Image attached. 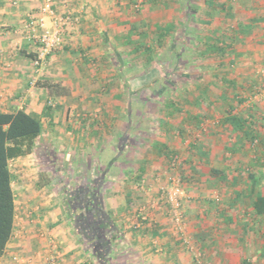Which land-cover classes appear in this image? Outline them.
<instances>
[{
    "label": "rangeland",
    "instance_id": "obj_1",
    "mask_svg": "<svg viewBox=\"0 0 264 264\" xmlns=\"http://www.w3.org/2000/svg\"><path fill=\"white\" fill-rule=\"evenodd\" d=\"M114 1L122 20L117 30L107 31L111 37L106 46L111 51L97 56V70L89 72V76L97 72L100 91L112 102L106 100L104 125L106 137L113 134L117 140L110 144L105 137L100 142L103 170L109 178L102 181L96 176L89 165L91 159L82 157L81 151L66 156L39 146L35 158L41 163L43 181L52 179L46 193L68 207L69 194L76 188L89 184L102 188L104 208L118 231L112 264H242L246 255L251 264H264V216L250 215L255 225L244 233L226 230L220 217L222 212H232L240 219L250 206V201L236 200L235 192L256 168L263 173L264 192V165L251 166L255 158L264 162V0L255 6L257 17L255 9L246 8V17L236 22L227 20L217 7L204 3L194 8V0ZM141 19L171 26L173 31L151 64H142L134 44L125 38L132 21ZM211 29L230 37L231 48L222 60L201 54L204 44L198 36ZM147 32L150 38L154 35L150 28ZM224 80L237 87L226 86ZM170 100L177 110L172 111ZM232 107L236 113L255 117L258 140H240L222 123ZM112 109L119 118L116 132H112L108 112ZM189 114L200 116L199 126L194 120L185 124ZM158 142L175 152L172 158L171 153L158 150ZM228 146L237 148L236 153L227 151ZM175 179L182 189L181 220L165 193ZM70 217L82 244L72 213ZM242 238L249 244L238 246L226 257L224 247Z\"/></svg>",
    "mask_w": 264,
    "mask_h": 264
},
{
    "label": "crops",
    "instance_id": "obj_2",
    "mask_svg": "<svg viewBox=\"0 0 264 264\" xmlns=\"http://www.w3.org/2000/svg\"><path fill=\"white\" fill-rule=\"evenodd\" d=\"M43 1L0 0V112L23 109L40 119L43 132L35 150L44 146L52 152H65L66 156V153L81 151L82 157L86 155L91 159L89 165L95 175L105 181L109 176L101 175L104 170L100 142L108 136L103 115L106 100L112 102L100 91L95 80L97 72L92 76L89 72L97 70L94 62L97 56L111 51L106 46L111 37L107 31L109 28L117 30L122 16L115 10L114 0H54L58 15H72L75 20L65 27L64 47L51 54L41 67H36L39 46L20 30L29 16L39 11ZM258 1L203 0L200 3L194 0L192 5L195 8L205 3L211 8L217 7L221 15L228 17L227 20L235 19L236 22L246 17V8L255 9L256 16L255 6L263 0ZM102 44L105 46L101 47ZM108 112L112 114V132H116L119 126L115 122L119 118L115 110ZM80 136L85 141H81ZM115 139L112 134L105 140H110L111 144ZM112 147L116 152L117 147ZM9 168L15 220L11 239L0 256V264H53L55 261L58 264H98L76 238L68 207L57 204L54 197L46 193L51 182L39 186L42 168L35 152L10 159ZM232 179L239 182L236 176ZM246 182L236 189V200L243 198L244 201L243 195L237 192L247 187L248 179ZM220 215L226 230L235 228L243 233L254 228L255 223L248 219L250 215L260 219L264 216L257 215L251 206L243 210L240 219L237 213L222 212ZM245 244L249 243L243 238L233 241L230 247H224L225 256L229 257L235 248ZM244 259L250 260L247 255L242 261Z\"/></svg>",
    "mask_w": 264,
    "mask_h": 264
},
{
    "label": "trees",
    "instance_id": "obj_3",
    "mask_svg": "<svg viewBox=\"0 0 264 264\" xmlns=\"http://www.w3.org/2000/svg\"><path fill=\"white\" fill-rule=\"evenodd\" d=\"M153 30L154 35L150 38L147 29ZM230 32V29L228 30ZM138 35V39H130ZM173 37L171 26L161 24H149L144 19L132 22L129 32L125 34L127 43L134 44L133 50L142 58V64H151L159 49H162ZM198 38L204 44L202 55H215L218 59H224L231 48L230 39L224 31L211 29L208 34ZM227 85L236 86V83L224 80ZM240 102V100H239ZM172 106V111L177 110L174 101L167 102ZM172 113V112H171ZM196 121L201 123L199 115L189 114L185 119L187 122ZM222 123L227 124L240 136V140L255 142L258 140V129L255 117L248 113H236L232 107L222 117ZM199 126V125H198ZM42 121L27 111L20 109L15 112H0V256L3 255L8 242L11 239L15 220V200L12 189V176L9 168V160L33 154L36 149V142L42 136ZM158 150L171 158L175 152L164 143H157ZM227 151L236 153L237 148L228 146ZM260 158L253 160V167L263 166ZM220 174L219 170H213ZM106 173H101V175ZM263 173L257 168L247 176L248 185L237 192L238 195L250 201V206L257 215H264V193L261 191V178ZM44 174L40 173L39 186L48 185L52 179L43 181ZM236 181V180H235ZM101 187L97 184H89L76 188L70 192L68 207L73 215V224L76 234L82 240L85 249L97 261L98 264H112V253L115 246L117 227L111 218L110 212L104 208V197L100 194ZM242 264H251V261L244 259Z\"/></svg>",
    "mask_w": 264,
    "mask_h": 264
},
{
    "label": "built area",
    "instance_id": "obj_4",
    "mask_svg": "<svg viewBox=\"0 0 264 264\" xmlns=\"http://www.w3.org/2000/svg\"><path fill=\"white\" fill-rule=\"evenodd\" d=\"M72 20L71 15L57 14L54 8V0H44L39 11L29 16L20 31L21 34L32 39L39 46V52L35 59L36 67H41L51 54L64 47L65 26ZM165 193L174 207L175 216L178 220H181L183 217L180 203L182 189L179 180H173L172 187L167 188Z\"/></svg>",
    "mask_w": 264,
    "mask_h": 264
}]
</instances>
